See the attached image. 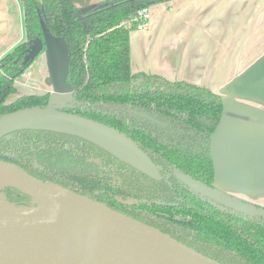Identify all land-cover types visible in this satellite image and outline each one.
I'll return each mask as SVG.
<instances>
[{
    "label": "trees",
    "instance_id": "16d2710c",
    "mask_svg": "<svg viewBox=\"0 0 264 264\" xmlns=\"http://www.w3.org/2000/svg\"><path fill=\"white\" fill-rule=\"evenodd\" d=\"M168 1L106 0L78 17L73 0H20L25 39L0 60V118L47 108L49 95L10 99L18 93L17 81L35 61L25 63L34 42L40 39L44 51L47 36L64 40L74 102L63 111L129 137L154 163L157 175L101 144L50 131L11 135L0 131V161L105 204L222 264H264L263 218L233 212L245 219V225L235 227L233 219L217 216L203 196L172 175L180 171L212 187V138L222 121V97L205 87L132 72L130 34L136 30L135 15ZM131 110L166 126L133 116ZM3 192L16 206L32 201L14 189Z\"/></svg>",
    "mask_w": 264,
    "mask_h": 264
},
{
    "label": "crops",
    "instance_id": "0c3cea01",
    "mask_svg": "<svg viewBox=\"0 0 264 264\" xmlns=\"http://www.w3.org/2000/svg\"><path fill=\"white\" fill-rule=\"evenodd\" d=\"M82 16L106 0H73ZM147 31L130 34L133 73L205 87L222 97L213 136L216 187L264 208V0H171L151 8ZM25 39L20 0H0V60ZM62 40L17 81L18 95H50L54 106L73 100L65 80Z\"/></svg>",
    "mask_w": 264,
    "mask_h": 264
},
{
    "label": "water",
    "instance_id": "95a60500",
    "mask_svg": "<svg viewBox=\"0 0 264 264\" xmlns=\"http://www.w3.org/2000/svg\"><path fill=\"white\" fill-rule=\"evenodd\" d=\"M46 39L48 45L53 38ZM43 47L37 39L25 63L35 60ZM63 109L50 103L47 108L4 115L0 131L4 135L50 131L80 136L157 175L153 162L129 137ZM176 176L192 190L227 207L264 217L263 208L205 187L184 174ZM0 181V264H222L154 227L61 185L35 178L14 164L0 161ZM7 188L28 196L31 203L16 206L8 202L3 192Z\"/></svg>",
    "mask_w": 264,
    "mask_h": 264
},
{
    "label": "flooded vegetation",
    "instance_id": "af4514ba",
    "mask_svg": "<svg viewBox=\"0 0 264 264\" xmlns=\"http://www.w3.org/2000/svg\"><path fill=\"white\" fill-rule=\"evenodd\" d=\"M104 3V2H103ZM78 17H82V16H78ZM67 44V43H66ZM44 46V45H43ZM48 46V45H47ZM47 46H46V49H47ZM68 46V45H67ZM43 49H44V47H43ZM46 49L43 51L42 50V53L35 59V61L46 51ZM68 55H69V48H68ZM34 61V62H35ZM34 64V63H33ZM32 64V65H33ZM31 68V67H30ZM29 68V69H30ZM68 73H69V69H68ZM25 75V74H24ZM23 75V76H24ZM22 76V77H23ZM21 79V78H20ZM67 79H68V75H67ZM68 83H69V81H68ZM71 86V85H70ZM73 91V90H72ZM73 94V100H74V92L72 93ZM42 95H49V94H42ZM22 95H18V93H17V95L16 96H14V97H16V99L18 98V97H21ZM26 96V95H25ZM50 96V95H49ZM15 99V100H16ZM71 101L70 103H68L67 105H65L64 106V109L66 108V107H68V106H70V105H72L73 104V102L74 101ZM14 101V100H13ZM63 109V110H64ZM224 110V109H223ZM130 113L133 115V116H136V117H138V118H140V119H142V120H144V121H147V122H149V123H151V124H154V125H158V126H162V127H165L166 126V124L164 123V122H162V121H160L159 119H157V118H155V117H153V116H151V115H148V114H146V113H144V112H140V111H136V110H131L130 111ZM214 136V135H213ZM212 147H213V138H212ZM154 164V163H153ZM213 164H214V171H215V175H214V180H213V185H212V187H210V186H208V185H206V184H204V183H202V182H200V181H198V180H196V179H194V178H192V177H190V176H188L187 174H185V173H183V172H180V171H174L173 172V176H175V177H177L176 176V173H181V174H184V175H186V176H188V177H190V178H192L193 180H195V181H197L198 183H200V184H202L203 186H205V187H208V188H210V189H213V190H216V191H219L218 189H217V187H216V169H215V163H214V155H213ZM178 178V177H177ZM179 179V178H178ZM180 180V179H179ZM181 181V180H180ZM182 182V181H181ZM184 183V182H183ZM185 184V183H184ZM186 185V184H185ZM187 186V185H186ZM190 188V187H189ZM191 189V188H190ZM193 191H195V190H193ZM196 193H198V194H200V196H203L209 203V207H212V209L215 211V213L217 214V216H219V217H221L223 220H225V221H231V219H233V224L235 225V227H237V226H242V225H245V219H242V218H240V217H238V216H240L238 213H233V212H239V213H241V214H243V216H250V217H255V218H263L264 219V217H258V216H251V215H247V214H244V213H242V212H240V211H237V210H235V209H232V208H230V207H227L226 205H224L223 203H220V202H218V201H216L215 199H213V198H210V197H208V196H205V195H202L201 193H199V192H197V191H195ZM220 192V191H219ZM222 194H224V195H227V194H225V193H223V192H221ZM229 196V195H228ZM230 197H232V196H230ZM232 198H234V197H232ZM235 199V198H234ZM237 200V199H236ZM238 201H240V200H238ZM241 202H243V201H241ZM243 203H245V204H248V203H246V202H243ZM213 204V205H212ZM215 205V206H214ZM248 205H251V204H248ZM252 206H254V205H252ZM256 208H260V209H262L261 207H259V206H255ZM264 209V208H263ZM232 212V213H231ZM254 232V231H253Z\"/></svg>",
    "mask_w": 264,
    "mask_h": 264
},
{
    "label": "built area",
    "instance_id": "2783aa9c",
    "mask_svg": "<svg viewBox=\"0 0 264 264\" xmlns=\"http://www.w3.org/2000/svg\"><path fill=\"white\" fill-rule=\"evenodd\" d=\"M151 8H143L135 15L133 21L136 23V30L147 31L149 29V23L152 17Z\"/></svg>",
    "mask_w": 264,
    "mask_h": 264
},
{
    "label": "rangeland",
    "instance_id": "374dc122",
    "mask_svg": "<svg viewBox=\"0 0 264 264\" xmlns=\"http://www.w3.org/2000/svg\"><path fill=\"white\" fill-rule=\"evenodd\" d=\"M63 42H65V41H63ZM65 44H66V42H65ZM66 46H67V44H66ZM60 54H61V57L64 58L65 62L68 63V46L65 48V50H62ZM67 72H68V70H67ZM65 80H66V82H68L67 73H66V76H65ZM69 85H70V83H69ZM15 99H16V97H12L10 99V101H13Z\"/></svg>",
    "mask_w": 264,
    "mask_h": 264
},
{
    "label": "bare ground",
    "instance_id": "6f19581e",
    "mask_svg": "<svg viewBox=\"0 0 264 264\" xmlns=\"http://www.w3.org/2000/svg\"><path fill=\"white\" fill-rule=\"evenodd\" d=\"M3 185H2V182L0 181V190L2 189Z\"/></svg>",
    "mask_w": 264,
    "mask_h": 264
}]
</instances>
